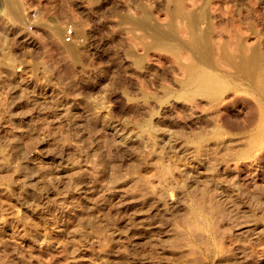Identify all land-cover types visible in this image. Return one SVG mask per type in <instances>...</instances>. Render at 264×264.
I'll use <instances>...</instances> for the list:
<instances>
[{
  "label": "rangeland",
  "instance_id": "1",
  "mask_svg": "<svg viewBox=\"0 0 264 264\" xmlns=\"http://www.w3.org/2000/svg\"><path fill=\"white\" fill-rule=\"evenodd\" d=\"M13 1L20 19L0 4V264H264V91L221 78L214 110L192 101L211 120L193 116L175 57L141 43L159 42L161 0ZM202 1L212 53L241 36L264 65V0ZM141 4L157 24L115 26Z\"/></svg>",
  "mask_w": 264,
  "mask_h": 264
},
{
  "label": "bare ground",
  "instance_id": "2",
  "mask_svg": "<svg viewBox=\"0 0 264 264\" xmlns=\"http://www.w3.org/2000/svg\"><path fill=\"white\" fill-rule=\"evenodd\" d=\"M199 1L197 4H193V3L188 4V3L184 2L183 0H161L159 3L161 5V7L164 8V10H166V12H167L166 14L168 15L167 16L168 19H166L167 21H165L166 23L164 24V26L162 25V28H161L162 33L160 32V29H159L160 27L157 28V29H159V31L154 29V30H156L155 33H157V34L159 33V38H160L159 42L156 41L157 43H151L150 41L149 42L143 41L141 43L144 46L145 50L155 49L157 51H166L165 52L166 54L168 52L171 57H175V58H172L173 60L175 59L174 61L173 60L172 61L173 62L177 61V63L175 62V64L177 65L176 69H178V67H179V70H181L180 73H182L181 77H179V76L177 77L176 75L173 76V83L178 87V89H179L178 92L181 91L180 95L184 99V101H182L183 99H181L179 97L181 99L180 101H182V103L183 102L185 103V104L183 103L184 107L186 106V109L188 111H190V113L192 112L193 116L198 115L197 117H201V119L203 120V123H208L214 115V114H212L213 111H211L210 113L207 112L208 115L204 116L202 114L203 112H201L202 110H200L201 113L196 110L198 108L196 106H194L195 104H192V101L194 99H200L202 101L205 100L206 104L209 105V108L212 109L213 107H215V105L220 102L219 96H218V91L216 93V90H218L217 88H219L218 82L221 81L220 80L221 78L229 79L236 91L238 89L241 90L243 87L244 88L246 87V88L250 89L251 91L253 89H256V88H259L260 91H264V65H263V61H261V59H260V52L259 51L255 50L253 48H250L249 49L250 51L247 52L248 50L245 49V47L243 46L241 36H239V38H237V40H236L237 42L235 43L236 46H235L233 51L232 50L230 51V50L226 49L222 44H219V46H218L219 49H217L218 52L213 54L212 53L213 50H211V45L213 43L212 39H211L212 38V34H211L212 33V24H213L212 23L213 22L212 16L210 15L211 14L210 12L208 13V11H207L208 9H206V8H208L205 5L206 3L204 1L199 3ZM0 4L3 5V8L7 7V10H8V12H11L10 13L11 15H16L18 17V15L16 14L17 6L15 5V2L13 0H0ZM143 5L144 4H141L139 6L140 9L143 11L142 16L139 15L141 20L139 18L136 19L135 17H132V16H135V15L131 14L132 12L129 14V13H127V11H124L126 13L125 14L123 12L125 16L124 15L121 16V15H119V13H117L118 17L119 16H121V17H120L119 21L117 20L118 18L117 19L115 18L118 22L114 21V23L117 22V25H115L113 23V26L114 25L118 26L119 23H120V25H121V23L124 24L123 22L127 23V21L132 23V25L134 24L135 26H140V23H142V22L143 23H150V24L152 23V25L157 24L158 23L157 20L152 19L149 16V14H147L145 12V10H144L145 7H143ZM158 7H160V6H158ZM212 12H213V10H212ZM123 13H120V14H123ZM140 14H141V12H140ZM59 18L60 17H58V15L53 14L49 18L48 22H46V25L48 27L47 36L54 43L59 41L61 31H62V27H61ZM134 18L137 21L134 20ZM138 20H140V21H138ZM110 23H111V21H110ZM111 25H109V27ZM84 26L85 25L83 23L80 25V22H79L78 26L76 25V27H78L77 34L80 33V36H83V37L86 35V31H85ZM135 26H133V27H135ZM139 28H141V27H139ZM179 28L182 30V33H181V30ZM145 29L146 30L144 32H147V28H145ZM177 30L181 34H179L177 32ZM76 31H77V29H76ZM153 32L154 31H152V33ZM155 33H153V34H155ZM76 36H78V35H76ZM214 41H215V39H214ZM71 42H65V41L63 42L65 45L68 46V47H65L66 51L68 52V55L72 58V60L74 62L81 63L83 60V59H81V56H80V54H81L80 49L81 48L78 49V48H75L74 46H72V47L69 46L70 45L69 43H71ZM132 47H133V44H132ZM135 49H136V47H135ZM183 49H186L191 53L190 59H188L189 58L188 56H190V55H187V57H185L187 59H180V57L184 56V55L182 56V54L180 53ZM188 53H186V54H188ZM137 56L140 59V62H138L137 64L138 65L140 64V67H142L141 63L144 60L143 54L141 53V54H138ZM221 61L222 62L224 61V64H221ZM72 64H74V63H72ZM74 65H76V64H74ZM176 65H175V67H176ZM205 68L207 70H208V68L209 69L212 68L213 74L215 76H213V74H212V76H211L212 78H211L209 76V74H210L209 71L211 72L212 69L208 71V73H209L208 74L207 72H204V71H206ZM146 71H147V69H146ZM208 76L210 78H208ZM217 84H218V87H217ZM165 87H166V85H165ZM162 88H164V87H161V90L165 92L164 89H166V88H164V89H162ZM167 90L168 89H166V91ZM174 90H177V88ZM164 92H163V94H164ZM165 93H168V92H165ZM176 93H177V91L174 94H176ZM260 94H262V93H260ZM144 96L145 95L141 96V98L143 97L142 99L144 100V101L142 100V102L147 101V99L145 98L147 95L145 97ZM155 96H158V95H155ZM175 96H177V94ZM138 98H139V96H138ZM138 98H136V100ZM158 98L156 97L157 100H158ZM179 98H177V99H179ZM148 102L145 103V105L146 104L150 105V102H149V104H148ZM135 103L137 104L139 102H134V104ZM139 105H141V103ZM150 107H151V105H150ZM214 109H212V110H214ZM144 110L147 111V110H149V108L144 109ZM194 113H198V114L195 115ZM65 114H67V113H65ZM203 116H204V118H203ZM135 137H136L135 134H134V136H132V134L122 136V134H121V139L118 142H120L121 144H125V145H122V147L127 146L128 144H126V143L133 142V141H135L138 145H141V140H139V138H137V137L135 138ZM137 144H135V145H137ZM32 173L33 172H31V174ZM31 174H30V176H31ZM119 203H122V202L119 201ZM71 213H73V214H70V216L77 215L74 211H72Z\"/></svg>",
  "mask_w": 264,
  "mask_h": 264
},
{
  "label": "built area",
  "instance_id": "3",
  "mask_svg": "<svg viewBox=\"0 0 264 264\" xmlns=\"http://www.w3.org/2000/svg\"><path fill=\"white\" fill-rule=\"evenodd\" d=\"M73 37H74V29L71 25H69L66 31H64L62 39L65 42H71L73 40Z\"/></svg>",
  "mask_w": 264,
  "mask_h": 264
}]
</instances>
